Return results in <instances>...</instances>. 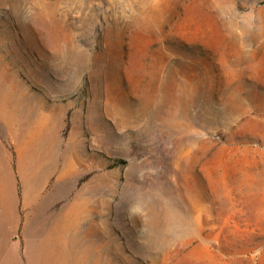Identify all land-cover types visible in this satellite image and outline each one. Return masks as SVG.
<instances>
[{"label": "rangeland", "instance_id": "obj_1", "mask_svg": "<svg viewBox=\"0 0 264 264\" xmlns=\"http://www.w3.org/2000/svg\"><path fill=\"white\" fill-rule=\"evenodd\" d=\"M0 264H264V0H0Z\"/></svg>", "mask_w": 264, "mask_h": 264}]
</instances>
